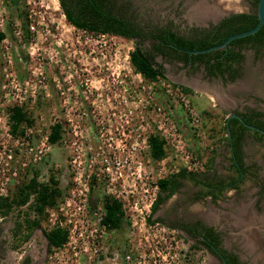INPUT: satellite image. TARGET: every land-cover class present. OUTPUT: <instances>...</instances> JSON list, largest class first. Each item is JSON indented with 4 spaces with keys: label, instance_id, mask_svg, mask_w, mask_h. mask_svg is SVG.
<instances>
[{
    "label": "rangeland",
    "instance_id": "obj_1",
    "mask_svg": "<svg viewBox=\"0 0 264 264\" xmlns=\"http://www.w3.org/2000/svg\"><path fill=\"white\" fill-rule=\"evenodd\" d=\"M132 7L139 17L181 32L252 9L249 0H132ZM199 10L209 17L196 16ZM0 34V196L13 197L34 174L42 181L53 174L61 192L24 242V230L11 240V229L32 216L27 206L0 217V250L4 240L6 250L0 264H17L22 254L33 264H218L207 250L190 247L195 241L188 234L170 227L198 218L217 227L224 247L247 264H264V195L249 179L215 203L194 199L198 188L184 182L151 215L156 221L145 220L158 178L180 167L203 170L211 157L212 169L228 173L223 122L231 110L264 109V51L256 57L243 49L242 72L232 82L208 76L202 66L156 57L165 79L147 82L129 64L131 40L72 27L57 0H18L17 6L0 0ZM174 84L192 90L187 99L195 125ZM13 105L29 122L11 133ZM53 123L61 132L50 144ZM150 131L165 139L162 160L148 156ZM243 151L244 162L255 164L264 179V139L255 141L248 132ZM105 195L123 209L116 229L99 223ZM56 224L67 229L68 240L47 250L43 230Z\"/></svg>",
    "mask_w": 264,
    "mask_h": 264
},
{
    "label": "trees",
    "instance_id": "obj_2",
    "mask_svg": "<svg viewBox=\"0 0 264 264\" xmlns=\"http://www.w3.org/2000/svg\"><path fill=\"white\" fill-rule=\"evenodd\" d=\"M65 21L72 27L94 35H115L132 41V49L128 52V61L132 70L139 74L144 81L153 82L159 78L165 79L164 69L155 61L160 57L166 62H178L183 66H202L209 76H218L223 80L233 81L241 75L243 49H250L257 57L264 51V25L254 33L230 40L226 47L209 50L202 53L188 54L189 50H201L221 43L227 36L252 28L257 23L255 7L257 0H249L252 9L249 11L230 12L215 23L208 22L206 27H186L187 33L175 30L168 24H160L151 19L141 18L132 7V0H57ZM0 37L2 35L0 34ZM185 93H192L186 86L176 85ZM240 119L230 117L223 128V140L228 148L227 174H219L211 168L212 157L205 168L200 171L188 170L180 167L176 171L155 181L157 188L154 199L150 204L149 215L145 218L151 224V215L158 206L176 193L184 182L197 187L193 198L208 197L212 203L223 198L228 190L238 191L244 180L249 179L254 186L258 185V195L264 194V179L257 176V167L253 163L244 162L243 142L246 134L251 133L256 141L264 139V135L245 127L243 123L251 124L264 130V110L246 108L236 113ZM8 126L11 133L19 125L28 123L29 119L22 109L13 105L8 112ZM60 125L53 123L49 127L47 141L54 144L60 138ZM227 132L229 135H227ZM147 153L151 160L159 161L165 157V139L157 131H150L145 136ZM60 188L53 174H49L46 181L32 175L22 184L13 197L0 196V217H4L13 207L27 206L31 217L23 218L14 223L11 234L17 236L21 229L24 235L21 241H26L31 231L39 227L40 219L46 208H55ZM100 225L106 229H116L123 218L121 203L114 197L105 195L103 198ZM181 229L190 236H201L198 241L210 252L216 248L226 259L227 264H242L237 262L236 256L219 246V232L211 226H205L198 220L181 222L170 226ZM47 250L62 247L68 240V231L61 225H53L43 230ZM199 245V246H200ZM197 243L190 247L198 248ZM13 248L14 245H13Z\"/></svg>",
    "mask_w": 264,
    "mask_h": 264
},
{
    "label": "flooded vegetation",
    "instance_id": "obj_3",
    "mask_svg": "<svg viewBox=\"0 0 264 264\" xmlns=\"http://www.w3.org/2000/svg\"><path fill=\"white\" fill-rule=\"evenodd\" d=\"M7 2L8 3H10V4H12L13 6H17V3H18V0H7ZM228 14V13H227ZM224 16V15H223ZM220 19V18H219ZM208 23H206L205 25H203V26H198V25H195V27H206V25H207ZM186 29V28H185ZM183 31V33H187V31L186 30H182ZM178 63V62H177ZM241 70H242V68H241ZM209 76V75H208ZM211 77H218V76H211ZM220 78V77H219ZM238 78V77H237ZM237 78H235V79H237ZM234 79V80H235ZM220 80H223V79H221L220 78ZM233 80V81H234ZM223 81H225V82H232V81H228V80H223ZM250 108H253V107H250ZM245 109L246 108H244V109H241V110H231V112H228V113H233V114H235V115H237L236 113H240V112H243V111H245ZM254 109H258V110H260L261 108L259 107V108H256V107H254ZM264 110V109H263ZM227 113V114H228ZM227 114H226V116H227ZM238 116V115H237ZM240 117V116H239ZM225 119H226V117H225ZM242 120V119H241ZM258 128V127H257ZM253 130V129H252ZM247 135V134H246ZM246 138V137H245ZM245 140V139H244ZM254 140V139H253ZM256 141V140H255ZM244 143V142H243ZM243 147V146H242ZM244 152V151H243ZM260 179H263V178H259L258 180H260ZM255 187L258 189L259 188V186L258 185H255ZM218 201V200H217ZM216 201V202H217ZM195 220H198L200 223H202L203 225H205V226H211L212 228H213V230L215 231V232H219L220 230L217 228V227H215V226H212V225H210L209 223H207V222H204L203 220H201L200 218H198V219H195ZM195 220H193V221H195ZM193 221H190V222H193ZM183 231V230H182ZM184 232V231H183ZM220 233V235H219V238H220V243H219V246H221L222 248H224L225 250H227L225 247H224V244H223V240H222V237H221V235H222V233L221 232H219ZM189 237H191L192 239H194V241H195V243H197V245L199 246L200 245V243L198 242V241H201V240H203V238L201 237V236H190V235H188ZM12 234H11V240H12ZM4 243H5V240H4V242H3V245H1V254H0V256L2 255V259H5V257H6V250H5V246H4ZM201 249H203V250H207L204 246H199ZM211 247V246H210ZM216 249V248H215ZM217 250V249H216ZM209 253H211V254H213L215 257H216V259H217V261H218V264H226L227 262H226V259L223 257V255L220 253V251H218V255H216V254H214V252H210L209 250H207ZM228 252H231V253H233L235 256H236V259H237V262H239V263H242V264H247V261L245 262L244 260H243V258H241V256H240V254H239V252H236V251H234V250H227ZM17 264H33L32 262H31V260H30V258L27 256V255H24V254H22V256L21 257H19V260H18V262H17Z\"/></svg>",
    "mask_w": 264,
    "mask_h": 264
},
{
    "label": "water",
    "instance_id": "obj_4",
    "mask_svg": "<svg viewBox=\"0 0 264 264\" xmlns=\"http://www.w3.org/2000/svg\"><path fill=\"white\" fill-rule=\"evenodd\" d=\"M255 12H256V17H257V23L252 28H250L248 30H245V31H242V32H239V33L231 34V35L227 36L221 43H219L217 45H214V46H211V47H208V48H205V49H201V50H189V51H187L188 54H196V53L206 52V51H209V50L224 48V47H226L227 43L230 40L235 39V38H240V37H243V36H246V35L254 33L262 25H264V0H257L256 7H255ZM221 17H219V18H221ZM219 18H217L216 20L209 21V22L215 23ZM230 117H236V118L241 120V118L239 116H237V115H235L233 113H228L227 116H226V119H225V123H227V120ZM243 124L245 125V127L249 128V129H253L255 131H259L260 133H262L264 135V130L259 129V128L251 125V124H248V123H243ZM227 135H229L228 132H227ZM211 248L213 249L214 254L218 255V251L213 246H211Z\"/></svg>",
    "mask_w": 264,
    "mask_h": 264
},
{
    "label": "built area",
    "instance_id": "obj_5",
    "mask_svg": "<svg viewBox=\"0 0 264 264\" xmlns=\"http://www.w3.org/2000/svg\"><path fill=\"white\" fill-rule=\"evenodd\" d=\"M173 93L175 97L179 99L181 104L184 106V110L186 111L187 119L189 120L190 124L195 125V123L197 122V116L189 107L187 93L183 92L178 86H175ZM157 109L160 110L159 108Z\"/></svg>",
    "mask_w": 264,
    "mask_h": 264
},
{
    "label": "bare ground",
    "instance_id": "obj_6",
    "mask_svg": "<svg viewBox=\"0 0 264 264\" xmlns=\"http://www.w3.org/2000/svg\"><path fill=\"white\" fill-rule=\"evenodd\" d=\"M197 13V15L196 16H204V10H199V11H197L196 12ZM206 13V12H205ZM211 13V12H210ZM214 14H216V13H212V14H210V16H213ZM209 17V14L208 15H205L204 17H202V18H205V17Z\"/></svg>",
    "mask_w": 264,
    "mask_h": 264
},
{
    "label": "crops",
    "instance_id": "obj_7",
    "mask_svg": "<svg viewBox=\"0 0 264 264\" xmlns=\"http://www.w3.org/2000/svg\"><path fill=\"white\" fill-rule=\"evenodd\" d=\"M257 192H258V189H257ZM264 195V194H263Z\"/></svg>",
    "mask_w": 264,
    "mask_h": 264
}]
</instances>
